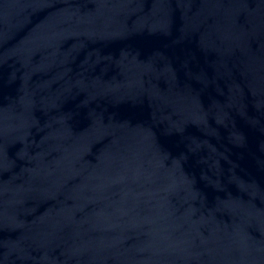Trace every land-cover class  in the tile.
<instances>
[{
  "label": "water",
  "instance_id": "95a60500",
  "mask_svg": "<svg viewBox=\"0 0 264 264\" xmlns=\"http://www.w3.org/2000/svg\"><path fill=\"white\" fill-rule=\"evenodd\" d=\"M0 264H264V0H0Z\"/></svg>",
  "mask_w": 264,
  "mask_h": 264
}]
</instances>
